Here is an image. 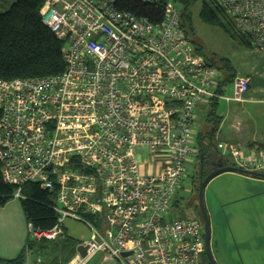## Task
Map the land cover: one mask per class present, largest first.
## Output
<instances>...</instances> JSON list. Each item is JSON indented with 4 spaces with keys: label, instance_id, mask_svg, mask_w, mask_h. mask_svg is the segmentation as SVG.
<instances>
[{
    "label": "built area",
    "instance_id": "built-area-1",
    "mask_svg": "<svg viewBox=\"0 0 264 264\" xmlns=\"http://www.w3.org/2000/svg\"><path fill=\"white\" fill-rule=\"evenodd\" d=\"M120 1L43 0L64 69L0 79L2 178L19 199L29 183L54 195L55 225L28 223L30 239H57L68 218L90 227L78 244L86 255L76 251L67 264L99 251L120 264H202L203 222L170 213L199 153L198 106L243 101L249 78L237 75L233 96H223V73L181 27L178 4L139 0L163 9L153 21ZM219 2L253 50L264 51V0ZM217 145L235 166L264 173V147Z\"/></svg>",
    "mask_w": 264,
    "mask_h": 264
},
{
    "label": "trees",
    "instance_id": "trees-1",
    "mask_svg": "<svg viewBox=\"0 0 264 264\" xmlns=\"http://www.w3.org/2000/svg\"><path fill=\"white\" fill-rule=\"evenodd\" d=\"M13 1L7 10L0 11V79L42 78L60 74L64 69L63 42L42 22L43 0ZM171 1L180 6V25L190 37L191 7L196 0ZM120 7L131 10L139 16H146L153 21L160 20L164 12L161 7L151 6L139 0H122ZM199 15L209 24L221 27L231 36H236L244 44L251 46L250 39L236 27L234 19L219 0H201ZM197 48L222 71L223 77L219 86V92L222 93L224 87L233 82L237 76L235 67L229 58L215 59L206 55L202 47L197 46ZM217 104L218 100L211 102V119L214 118ZM219 119L215 120L213 127L209 128L205 134L198 135L197 161L199 167L201 150L204 152V162L210 152L213 151L218 155L217 147L211 139L218 129ZM198 184L195 188L196 192ZM14 192L15 188L3 180L0 164V206L14 198ZM179 197L180 191L174 201V206L177 205ZM19 200L28 223H31L34 228L48 230L55 225L57 214L53 209V193L42 189L38 184L29 183L23 187L22 198ZM196 206L199 209L198 203ZM79 243L80 240L70 236L65 229L62 235L55 240L29 238L26 246L17 256L13 258L0 256V264H25L27 250L43 257L40 264H66L74 256Z\"/></svg>",
    "mask_w": 264,
    "mask_h": 264
},
{
    "label": "rangeland",
    "instance_id": "rangeland-1",
    "mask_svg": "<svg viewBox=\"0 0 264 264\" xmlns=\"http://www.w3.org/2000/svg\"><path fill=\"white\" fill-rule=\"evenodd\" d=\"M13 2V0H0V11L7 10ZM200 8L201 0H196L191 7L190 37L196 46L202 47L206 55L215 59L230 58L242 69L247 59L253 58L257 61L264 58L263 51H254L251 46L242 43L238 37L231 36L221 27L204 21L199 15ZM233 94L234 84L230 82L225 86L223 96H233ZM237 105L241 109L245 105L248 109L252 104L238 103ZM208 106L209 104L206 103L204 109L200 106L198 110L197 130L203 134H205L204 127H213L215 120L219 117L224 118L229 109L226 100L220 97L214 118L208 120L206 116ZM252 107L250 109L254 111V106ZM231 137V130L227 128V124L220 123L219 129L215 131L211 140L214 144H218L219 141H227ZM198 168L196 158L195 163L188 169L184 186L180 190L179 201L173 206L170 219L197 218L201 220L196 206L198 195L195 191L199 183ZM226 173L228 172H222L220 174H224L223 176L218 177L220 175L218 174L212 178L203 194L204 206L210 219L212 254L220 264H264V178ZM14 199L19 202L18 197ZM64 226L68 234L75 239L86 241L92 237L90 227L83 222L68 218ZM10 229V232L13 231L14 226ZM102 256L103 253L99 252L86 264H120L115 259L104 263Z\"/></svg>",
    "mask_w": 264,
    "mask_h": 264
},
{
    "label": "crops",
    "instance_id": "crops-1",
    "mask_svg": "<svg viewBox=\"0 0 264 264\" xmlns=\"http://www.w3.org/2000/svg\"><path fill=\"white\" fill-rule=\"evenodd\" d=\"M252 59L251 60L247 59L246 65H244V69L240 68L239 66H236L233 63V61L230 59L233 66L235 67L236 75L237 74L245 75L246 77L249 78V89L244 94L243 101L239 102L233 99L227 100L226 98H224L227 102L229 109H227V112L223 116L224 118L219 117L220 118L219 125L220 123L221 125L223 123L227 124V128L231 130V134H232L230 140L224 142L233 143L234 145L238 146L245 152H248L253 147H258V146L264 147V58H260L257 61L255 59L253 60ZM224 92H225V87L222 93ZM225 97H232V95ZM238 103H244L248 105L252 104L250 105V107L254 106L255 110L253 111V109H250V107L247 109L245 108V105L241 109L238 107L237 105ZM207 104H209V106L207 110L208 114L206 116L209 120L211 118L210 111L212 107H211V103H207ZM231 104L233 106H231ZM200 106H202L201 107L202 109L205 108L204 104H200L198 106V110ZM219 125H218V129H219ZM208 129L209 127H204L203 130H205L206 132V130ZM199 134H203V133H201L200 131L198 135ZM198 144H199V140L197 137V146ZM215 146L217 147L216 149L218 150V159L224 164L228 163L233 165L232 157L226 151L224 152L220 150L217 144H215ZM225 172H228L226 174H234L235 176H240V175L252 176L250 174H244L237 171H225ZM223 175L224 174L222 175L220 174L218 177ZM19 202L16 201V199L12 198L8 202H6L3 206H0V256L4 258H13L17 256L21 251V249H23V247L26 246L27 240L29 239L28 221L25 217V213L23 211L21 202L20 203ZM11 226H14V230L10 232ZM64 229L68 233V230L65 226ZM80 242H82V240H80ZM99 252H96L95 254L90 256L88 259H86V261L83 264H86L90 258L95 256ZM102 257L104 263L105 261L112 260V258L108 257L104 253ZM39 259L40 262L43 261V257L41 255L33 254L29 250L26 251L25 264L26 263L40 264V262H38Z\"/></svg>",
    "mask_w": 264,
    "mask_h": 264
},
{
    "label": "water",
    "instance_id": "water-1",
    "mask_svg": "<svg viewBox=\"0 0 264 264\" xmlns=\"http://www.w3.org/2000/svg\"><path fill=\"white\" fill-rule=\"evenodd\" d=\"M200 159L203 161L204 159V152L203 150L200 151ZM225 171H237L240 173L244 174H250L255 177H261L264 178V173L261 172H256V171H249L245 170L242 168H239L235 165L231 164H224L220 163L219 167L216 169H213L210 173H208L205 177L200 178L199 184H198V190H197V195H198V205H199V211H200V218L203 222L204 226V240H205V248L206 252L209 257H212V252H211V229H210V219L209 215L207 213V210L204 206V201H203V194H204V189L206 185L209 183V181L214 178L216 175L225 172ZM77 252H79L82 256H85L87 253V246L80 244L76 248ZM129 252H124L123 255H128ZM217 264V263H215Z\"/></svg>",
    "mask_w": 264,
    "mask_h": 264
},
{
    "label": "flooded vegetation",
    "instance_id": "flooded-vegetation-1",
    "mask_svg": "<svg viewBox=\"0 0 264 264\" xmlns=\"http://www.w3.org/2000/svg\"><path fill=\"white\" fill-rule=\"evenodd\" d=\"M220 163H221V161L218 159V155L213 151L210 152L209 157L207 159H205V162L203 159V161H201V163H200V167L198 168L199 180H200L201 176L205 177L213 169L218 168ZM197 203H198V201H197ZM211 252H212V247H211ZM215 263L220 264L219 261L216 260L215 256H213V254H212V257L208 256V254L206 252V248H205V252L202 255V264H215Z\"/></svg>",
    "mask_w": 264,
    "mask_h": 264
}]
</instances>
